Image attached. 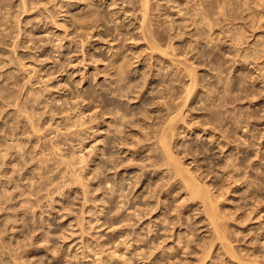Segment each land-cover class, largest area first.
I'll list each match as a JSON object with an SVG mask.
<instances>
[{
	"label": "rangeland",
	"instance_id": "374dc122",
	"mask_svg": "<svg viewBox=\"0 0 264 264\" xmlns=\"http://www.w3.org/2000/svg\"><path fill=\"white\" fill-rule=\"evenodd\" d=\"M83 7L87 9H83ZM80 8L87 13L79 10ZM80 11L84 12V15L80 16L85 18L84 22L77 20L80 19ZM72 15H75V19L72 18ZM119 55L123 58L120 59ZM117 60L126 63V65L124 64L125 70L121 75L123 78H120L121 76L116 73V67L113 64ZM19 86L21 89L18 88ZM20 90L23 92H19L20 95H18ZM110 90L115 92L112 93ZM0 96V150L2 152L7 150V153H2L7 155L6 158L1 157L4 155L0 154L1 163V158L4 159V164L0 163V172H5L2 175L3 178L0 175V192L6 194L0 193V199L3 200L6 196L7 203L14 204L16 201L15 203L18 205L21 198L26 200L23 199V203L19 207L14 204L11 205L12 209L10 207L7 210L0 208V262H2L0 264H5L3 260L7 264H169L168 261H172L171 264L175 262L178 264H264V246L262 245L264 243V237H262L264 236L263 0H146L145 7L142 5V0H0ZM14 98L21 102L17 103ZM6 99L7 101H4ZM2 101L11 103V105H4L5 103L2 104ZM87 101L90 102L87 103ZM14 105L21 107L22 110L20 111L18 107L16 109ZM10 106L16 110L11 109ZM32 106L35 110H32L33 112L30 111ZM94 106L97 112H95ZM99 106L102 111L98 109ZM91 110L95 112L96 117L90 113ZM19 111L30 112L29 115H33L39 120L31 116L26 119L27 113H24V116L20 115ZM79 111H84L85 116H83V120L78 121L76 116L79 117ZM17 114H19V118ZM117 116L121 117L118 118ZM144 116L149 121L143 119ZM28 118L33 120L32 123L34 124L42 123V126L32 124ZM90 118H93L92 121L89 120ZM166 118H171V121L170 119L164 121ZM19 119H25L23 120L25 124L18 121ZM35 121L38 122L35 123ZM125 122L135 123L133 124L135 126ZM147 122L150 125L148 128L155 129L151 134L148 132L150 129L142 131L146 130L147 124L144 123ZM156 122L161 123L160 126H166L164 124L173 126L171 128H173L174 134L169 133V136L165 137L168 140L167 145L172 146H169L167 151L170 148L177 149V153L175 150L171 149V151L173 155L177 154L174 157H178L176 160H179L182 165L178 164L179 161H173L172 157H170L172 160L169 159V161L176 163V165L169 164L168 160H163L161 155L164 150L162 147V150L159 149L161 144L156 142L157 140L160 141L158 138H163L162 135L160 136L161 131L165 129L164 133L167 135L166 131L169 128L164 127L163 129L162 126L161 130ZM124 123L128 126L125 127ZM27 125H34L39 128L33 127V129ZM169 125L167 126L169 127ZM15 126H18L19 129ZM116 126L121 130H117L121 132V136H118L119 133H115V131L113 133ZM27 127L30 128V132ZM135 128L138 130L141 128L140 132ZM31 129L36 131L41 129L40 132L43 133V136L39 137L42 138H38V135L42 133L36 132L35 137L38 138L36 139ZM90 129L94 132H89ZM16 131H20V135ZM141 131L145 132L146 135L149 133L148 137L152 136L151 139L143 135ZM122 132H130V134L135 132V134L132 133L136 136H133L136 139L134 144L143 142L144 136L147 142L144 141L146 142L143 143L145 144L144 147L142 144H140L142 146L138 144L133 149V143L130 142L131 137H122ZM159 132L160 134H158ZM14 134L18 135L14 136ZM29 134L33 135L29 136ZM139 134L140 137H143L137 142L140 138ZM114 135L116 137H113ZM157 135L159 136L157 137ZM12 136L14 138H11ZM28 136L30 142L28 139H23L28 138ZM49 137H56V139L53 141L52 138L51 141ZM108 137H110L109 140ZM112 137L126 138L125 140H129L128 143H132V149L125 147L127 145L130 147V143L126 144L127 141L117 138L119 143L124 142V144L121 145L120 143V148L117 146L118 148L114 150L118 143L114 145L115 143L111 140ZM20 138L21 140H19ZM58 138L60 139L58 140ZM11 139L27 142L18 143L15 141V145H12ZM117 139L114 140L118 141ZM131 140L133 141V139ZM39 141L40 144H38ZM108 141L112 142L111 146L115 148H110ZM148 141L150 146H148ZM54 142L60 145L59 154L50 153V146ZM30 143L34 146H30ZM36 143L39 147H35ZM13 146L20 147V150ZM24 146L28 148H24ZM147 146L150 148H145ZM140 148L145 150H138ZM40 149L48 151L42 152ZM136 149L141 153L133 152ZM148 149L151 151L148 152ZM102 150L109 151V153H104ZM125 150L129 152H123ZM113 151H116V156H113ZM21 152L22 155L25 154L24 156H26H23V159L20 155ZM33 152L35 153L33 154ZM39 153H44V156L49 155V159L56 157L52 155L57 154L62 157L64 154L63 156L67 160L73 161L74 158V162H72L73 164L65 162L69 163L68 165L64 162L63 164L59 163L61 166L55 165L57 163L51 162L49 159L47 162L48 156L44 157ZM81 153L86 160L83 159ZM117 153L124 162L126 158H131L125 162L128 164L125 165L127 167L124 168L123 161L119 159ZM132 153L134 156H131ZM166 153L164 152L165 156H172V153ZM18 154L20 157L17 156ZM79 154L83 159L81 161L80 158L78 159ZM111 154L114 158L117 157L118 162L120 160L119 164L122 163V167L118 168L120 165L117 164L118 166L113 167L116 168L115 171L110 172L111 169L108 168H111L109 165L112 161L105 159ZM11 155H15V157L12 156V159ZM30 155L33 157L31 158ZM39 155L43 157H39L42 160L37 158ZM106 155L107 157L104 159ZM147 155L154 158L149 160ZM10 157L11 159H9ZM90 157H95V159L87 160ZM135 157L136 160H134ZM139 158H142V161ZM43 159L47 165L42 163ZM103 160L106 161L107 165L102 163ZM113 162L112 164H116L117 161ZM232 162H236V164L233 165ZM26 163H28L27 166H25ZM99 163L105 164V166L100 167ZM144 164H148V168ZM65 165L68 168L70 166L75 167L73 169L75 172H72L71 167L68 170H71L72 173L67 174V169L64 172ZM29 166L30 168H28ZM31 166L34 169H31ZM107 166L109 167L106 168ZM128 166L131 168L129 167V169ZM172 166L176 167L177 170ZM178 166H181V169ZM39 168L42 170H39L41 172H38ZM143 168L145 170H142ZM185 168L189 172L192 170L194 173V175L190 173L192 178L196 174H198L196 179L202 178L204 175L201 184L197 183L198 187L206 186L199 187L204 189V194L207 193L206 190L209 192L212 189L215 190L212 192L215 193L216 206L209 200H213V197H209L208 201L206 200L209 193L205 195V198H203L204 194L193 195L192 192H190V197L188 196L189 191L186 192L187 188L185 189V187H188L189 184L183 187L188 181L181 179L189 176V172L187 174ZM19 169L22 172L19 174L20 176L18 175L21 179L17 176ZM151 169L154 170L151 171ZM178 169H184L183 172L186 175L181 171L185 175L183 177ZM26 170L31 172L28 173ZM34 170H37V174H43L38 177L32 172ZM61 170L63 171L61 172ZM100 170L103 172L105 170L104 174L109 175H105L109 178L106 177V180L109 181L104 180V178L103 180L109 182L107 185L111 182V185L114 186H110L111 188L115 187L113 188L114 191L108 188L106 182L100 178V176L105 177ZM132 170L135 173L141 171L140 175L144 174L141 176L142 180L139 173L138 175L132 174ZM175 171L177 172L175 173ZM26 172L27 176H25ZM63 172L65 175L63 174L62 177L60 173ZM112 172H115V175H110ZM150 172L151 174H149ZM209 172L218 174H209ZM11 175L17 177H13L8 183L12 178ZM122 175L126 177L123 178ZM132 175L136 176L133 177ZM28 176L31 177L28 179L26 178ZM32 177L34 178L32 179ZM61 177L63 181L60 179ZM136 177L141 182L136 179L137 182L133 183L136 184L135 186L122 181V179L129 181L133 178L130 182H134ZM243 177L244 179H242ZM39 178L40 180H38ZM118 178H122L121 181ZM235 178L237 180H234ZM188 179L189 177L185 180ZM200 179L198 180L200 181ZM20 180H23L24 186H26V182L28 183L25 187L27 189H23L24 186ZM58 180L61 186L63 185L62 182L64 183L63 187L56 186ZM64 180L70 183L66 184ZM191 180L196 183V180ZM5 181L7 184L3 183ZM155 181L158 182L156 185H154ZM202 182L204 183L202 184ZM18 183L20 186H17ZM50 184H55V188ZM148 184L151 187L147 188ZM47 185H50L48 190L45 188L48 187ZM116 185L125 191L121 188L119 190ZM5 187L9 188L10 191ZM29 187L33 188V191L28 189ZM2 188L6 190L2 191ZM57 188H62L61 192H58L60 189L57 191ZM69 188L70 190H68ZM13 189L19 190L16 191L17 194L13 192L15 191ZM26 190L32 192L31 195ZM34 190L38 192V195L35 194ZM53 190L57 192H52ZM154 190L156 191L155 194ZM120 191H124V193ZM139 192L141 193L138 194ZM150 193L155 195L153 197L151 194L152 199H149L151 198ZM10 194L13 195H11L12 197L20 198H16L17 200L11 198ZM144 194L146 195L143 196ZM7 195L9 196L7 197ZM27 196L32 197L30 199ZM195 196L199 199L194 198ZM145 197H147L146 200L148 199L146 202L151 201L152 204V200L156 201L157 199L154 198H158L156 202L154 201L158 205L146 203ZM123 198H128L127 201H131L127 203L126 199L123 200ZM201 198L203 201H211V206L207 205L206 201L202 204L203 201H199L202 200ZM27 199L30 202L33 200L31 202L33 205ZM161 199L164 202L160 203ZM252 199L253 204H251ZM25 202L29 203L26 204ZM203 205L207 207L213 205L215 207L213 209L219 213L218 219L215 217L216 213L214 216L208 215L218 220L213 219V222L215 221L218 225H223L222 222H225L223 227L220 226L221 229L218 225L216 226L217 232L219 228L223 237L220 234L215 236L216 233L211 235L216 232L213 224L212 227L209 226L211 223L209 219L211 220L213 217L207 218L206 209H203ZM257 205L256 212H254V207ZM13 207L19 209L15 210ZM136 207L139 209L134 211ZM248 207L249 209H247ZM125 208L127 209L125 210ZM160 208H162L161 213ZM9 209L13 215L16 211L17 215H11L8 212ZM213 209L210 210L213 211ZM138 210L141 213H138ZM207 213L211 212L207 211ZM7 214H10V217ZM121 214L122 217H120ZM135 214L141 216L137 217ZM12 217H14V221L15 218L18 222L23 219L24 221L16 222V225H13L15 223H12L14 222ZM156 217H159V220ZM148 218L153 222H147L149 221ZM143 219L145 220L143 221ZM180 222L182 224H179ZM146 223H149L148 228L151 230H147L148 224ZM163 226L167 227L164 228ZM210 228H214L213 232ZM211 236H221L218 238L222 239L213 238L214 241L212 239L210 241ZM163 238L166 239L163 240ZM210 242L214 243L210 245ZM151 244L156 248H151L150 246H153ZM224 245L227 247L231 245L229 247H233L234 250L229 248V251H234L232 253L234 255L230 254ZM220 247L222 248L220 249ZM150 248L154 252L149 250L152 251L150 253L147 250ZM162 248L165 249L159 253ZM223 249L227 252H223ZM205 250H210L207 252L209 255L205 253ZM156 252L158 253L155 254ZM201 252L202 254L205 253V257L202 256ZM153 254L155 255L153 256ZM254 254L256 257H252ZM212 256L215 257L212 259ZM174 258L180 260L173 261ZM194 259L196 261H193ZM97 260L99 261L97 262Z\"/></svg>",
	"mask_w": 264,
	"mask_h": 264
},
{
	"label": "bare ground",
	"instance_id": "6f19581e",
	"mask_svg": "<svg viewBox=\"0 0 264 264\" xmlns=\"http://www.w3.org/2000/svg\"><path fill=\"white\" fill-rule=\"evenodd\" d=\"M256 1H258V0H256ZM263 1H264V0H263ZM145 4H146V0H142V5H143L144 7H145ZM83 9H87V8H84V7H83ZM83 9L80 8L79 10L84 11ZM88 10H89V8H88ZM84 12L87 13L86 11H84ZM84 12H83V13H84ZM73 13L75 14V12H73ZM73 13H72V14H73ZM77 13H78V12H77ZM79 13H80L79 17H80L81 15H84L81 11H80ZM81 13H82V14H81ZM75 15H76V14H75ZM75 15H72V18L75 19V17H74ZM76 16H77V15H76ZM70 17H71V16H70ZM84 17H85V16H84ZM74 19H72V20H74ZM76 19H77V18H76ZM80 19H81V20H80ZM80 19H77V20H78V21H82V20H83L82 22L85 21V20H84L85 18H81V17H80ZM116 56L118 57V54H117ZM119 56H120V55H119ZM120 57H121V56H120ZM122 58H123V57H121L120 59H122ZM114 59H115V58H114ZM117 59H118V58H117ZM115 61H116V60H115ZM119 61H120V60H117V62H114V61H112V62H114L113 64L115 65V66H114V65H113V66L116 67V73L119 74V75L121 76L122 73H123V71L125 70V69H124V66L126 65V63H124V61H120V62H119ZM124 64H125V65H124ZM11 73H13V72H11ZM11 75H12V74H11ZM12 76H14V75H12ZM14 78H15V76H14ZM120 78H123V76H121ZM15 81H16V80H15ZM10 83H12V82H10ZM13 83H14V82H13ZM11 86H13V85H11ZM116 87H117V86H116ZM18 88H20V86H19ZM107 88H108V87H107ZM109 88H110V87H109ZM20 89H21V88H20ZM13 90H16V89L13 88ZM110 91H112V90H110ZM19 92L22 93L23 91H21V90L18 91V95H20ZM114 92H115V91H112V93H114ZM16 93H17V92H16ZM162 93H163V91H162ZM110 94H111V93H110ZM160 94H161V93H160ZM23 95H24V94H23ZM25 95H26V94H25ZM127 95H128V94H127ZM1 96H2V95H1ZM1 96H0V97H1ZM15 96H16V95H15ZM161 96L163 97V95H161ZM13 97H14V96H13ZM17 97L19 98L20 96H17ZM17 97H16V98H17ZM88 97H89V96H88ZM20 98H23V97H20ZM24 98H25V97H24ZM128 98H129V97H128ZM10 99H12V98H10ZM2 100H3V99H2ZM14 100H16V99L14 98ZM4 101H7V99L4 100ZM4 101H2V102H3L2 104L5 103ZM9 101H11V100H9ZM157 101H159V100H157ZM166 101H167V100H166ZM16 102L18 103V102H21V101H18V99H17ZM16 102H14V103H16ZM88 102H90V101H87V103H88ZM164 103H165V102H164ZM6 104L11 105V103H5L4 105H6ZM24 104H25V103H24ZM167 104H168V103H167ZM167 104H166V105H167ZM12 105H13V104H12ZM17 105H18V104H17ZM17 105H14L15 108L18 107ZM99 105H101V104H99ZM3 107H4V106H3ZM10 107H11V106H10ZM15 108H12V107H11V109H15ZM18 108L20 109L21 107H18ZM66 108H67V107H66ZM66 108H65V109H66ZM68 108H69V107H68ZM94 108H95V106H94ZM94 108H93V110H94ZM16 109H17V108H16ZM16 109H15V110H16ZM19 109H18V110H19ZM25 109H27V108H25ZM65 109H63V110H65ZM98 109L101 110V107L99 106ZM166 109L168 110V108H166ZM21 110H22V109H20V111H21ZM27 110H28V109H27ZM32 110H34V109H33V106H32V108H31L30 111H32ZM95 110H96L95 112H97V109H96V108H95ZM20 111H19V112H20ZM34 111H35V110H34ZM84 111H85V109H84ZM84 111H79V112H78V113H79V117L76 116L77 119H78V121H79L80 119L83 120V116H85V114H84L85 112H84ZM98 111H99V110H98ZM101 111H102V110H101ZM32 112H33V111H32ZM83 112H84V113H83ZM93 112H94V111L91 110L90 113H91V114H94V116H95V112H94V113H93ZM114 112H115V111H114ZM8 113H9V112H8ZM15 113H17V112H15ZM20 113H21L20 115H24L25 112H24V113H23V112H20ZM22 113H23V114H22ZM26 113H27V112H26ZM26 113H25V114H26ZM28 113L31 114L30 112H28ZM28 113L26 114V116L24 115V116L26 117V119H27L28 116L33 117V115H29ZM34 113H36V112H34ZM90 113H89V114H90ZM109 113H111V112H109ZM4 114H6V113H4ZM96 114H99V113H96ZM13 115H14V114H13ZM17 115H18V118H19V114H17ZM76 115H77V114H76ZM87 115H88V114H87ZM122 115H124V114H122ZM14 116H16V115H14ZM90 116H91V115H90ZM94 116H93V118H94ZM99 116H101V115H99ZM102 116H103V115H102ZM148 116H149V115H148ZM148 116H146V117L148 118ZM36 117H38V116H36ZM68 117H70V116H68ZM86 117H87V116H86ZM95 117H96V116H95ZM108 117H109V116H108ZM114 117H115V116H114ZM117 117H118V116H117ZM120 117H121V116H120ZM120 117H118V118H120ZM153 117H155V116L153 115ZM21 118H24V117L21 116ZM33 118H34V117H33ZM33 118H32V119H33ZM38 118H39V117H38ZM70 118H71V117H70ZM93 118H92V119H93ZM106 118H107V117H106ZM155 118H157V116H156ZM28 119L30 120V118H28ZM34 119H37V118H34ZM67 119H69V118H67ZM87 119H88V118H87ZM92 119L90 118L89 120L92 121ZM143 119H146L145 116L143 117ZM167 119H170V121H171V118H166V120H164V121H167ZM15 120H17V119H15ZM23 120H25V119H23ZM23 120L19 119L18 121H22V123H24ZM37 120H39V119H37ZM119 120H120V119H119ZM12 121H14V120H12ZM26 121H27V120H26ZM30 121H31V123H32L33 120H30ZM30 121H28V122L30 123ZM72 121H73V120H72ZM74 121H77V120H74ZM113 121H115V120L113 119ZM116 121H118V120H116ZM124 121H129V120H124ZM146 121H149V120L146 119ZM168 121H169V120H168ZM33 122H34V121H33ZM37 122H38V121H37ZM37 122L35 121V123H37ZM100 122H101V121H100ZM102 122H103V120H102ZM104 122H105V121H104ZM121 122H122V121H121ZM121 122H120V123H121ZM22 123H21V124H22ZM125 123H126V122H125ZM125 123L123 124L125 127L128 126V125L126 126V124H129V125L132 124V126H135V125H133V124H135V123H130V122H129V123H126V124H125ZM156 123H158V122H156ZM166 123H171V122H166ZM12 124H15V123H12ZM24 124H25V123H24ZM27 124H28V123H27ZM32 124H34V123H32ZM38 124H39V123L34 124V125H38ZM69 124H70V123H69ZM75 124H76V123H75ZM103 124H104V123H103ZM144 124H147V127L143 125V127H146V130H142V131H147L148 129H150V130H148V132H149L150 134H151V132H152V133L154 132L155 129L152 130V128H148V127H150V125L148 124V122H147V123H144ZM160 124H161V123H158L157 126H160ZM17 125H19V123H17ZM22 125H23V124H22ZM34 125H33V126H31V125H27V126H30L31 128H33V127L39 128V127L34 126ZM39 125L42 126V123L39 124ZM67 125H68V124H67ZM70 125H71V124H70ZM148 125H149V126H148ZM152 125H153V124H152ZM164 125H166V126L161 125L159 128H161V130H162V126H163V129H164V127H166V129L169 128V129H167V131H169V130H171V131H169V132L166 131V133H168V134L166 135V134L164 133V132H165V129H164V131H161V130H160V131L162 132V134H160V132H159L158 134H160V136L162 135L164 139H163V138H158V139H160V141L157 140L156 143H160V144L162 145V146L160 145V148H159V149H161V147L163 148V150H164V151H162L163 154H164V152H165V153H166V152H169L168 154H170V153H172L171 149L173 150V148H170V150L167 151V150H168V147H169L170 145H167L168 140L165 139V137H166V136H169V133L174 134V133H173L174 131H172L173 128H171V127H173V126H172V125L170 126L169 124H164ZM167 125H169V127H168ZM9 126H10V125H9ZM24 126H25V125H24ZM24 126H22V127H24ZM92 126H93V124H92ZM94 126H95V124H94ZM132 126H129V127H132ZM139 126H140V125H139ZM141 126H142V125H141ZM15 127H17V128L19 129L18 126H15ZM129 127H128V129H129ZM151 127H153V126H151ZM17 128H15V130H17ZM28 128H29V127H27V129H28ZM41 128H42V127H41ZM133 128H134V127H133ZM133 128H131V129H133ZM141 128H142V127H141ZM141 128H140V130H141ZM27 129H26V131H27ZM33 129H34V128H33ZM33 129H31V131L34 133V137L36 136V135H35L36 132H39L40 134L42 133V132H40V131H42L41 129H39L38 131L33 130ZM118 129H119V128L116 126V128L113 130V133H114V131H115V133H116V132L119 133L118 136H121V135H120L121 132H119V131H121V130L119 129V131H117ZM135 129H137V128H135ZM135 129H134V130H135ZM29 130H30V128L28 129V131H29ZM137 130H138V129H137ZM140 130H138V131L140 132ZM151 130H152V131H151ZM158 130H159V129H158ZM158 130H157V131H158ZM176 130H177V128H176ZM182 130H184V129H182ZM11 131H13V130H11ZM34 131H35V132H34ZM44 131H45V130H44ZM125 131H127V130H125ZM128 131H130V130H128ZM142 131H141V133H143V135H146V133H145V132H142ZM16 132H17V131H16ZM19 132H20V131H18L17 133L19 134ZM23 132H24V131H23ZM29 132H30V131H29ZM89 132H94V131L90 129ZM130 132H131V131H130ZM130 132H125V133L122 132V137H127V138H129L128 136H130V137H131V138H130V142L133 143V142L136 140V139L133 138V136H134L133 134H135V132H132V133H133V134L131 133L132 135L130 134ZM179 132H180V131H179ZM182 132H183V131H182ZM12 133H13V132H12ZM27 133H28V132H27ZM44 133H46V132H44ZM126 133H128V135H126ZM149 133H147L146 137H148V135H150ZM176 133H177V131H176ZM18 134H17V135H18ZM129 134H130V135H129ZM136 134H137V133H136ZM17 135L14 134V136H17ZM19 135H20V134H19ZM32 135H33V134H29V136H32ZM111 135H112V134H111ZM125 135H126V136H125ZM164 135H165V136H164ZM177 135H178V133H177ZM179 135H180V134H179ZM14 136H12L11 138H14ZM29 136H28V138H23V139H25V140L28 139V140H29L28 142H30ZM39 136H43V133H42L41 135H38V138H42V137H39ZM116 136H117V134H116ZM116 136L114 135L113 137H116ZM138 136L140 137V134H139ZM153 136H154V135H153ZM158 136H159V135H157V137H158ZM180 136H181V135H180ZM18 137H20V136H18ZM21 137H22V134H21ZM23 137H24V136H23ZM50 137H51V136H50ZM50 137H49V138H50ZM113 137H112V138H113ZM122 137H121V138H120V137H117V138L120 139V140L123 139V141H125V142L127 141L126 144H129V143H130V142L128 143L129 140H125L126 138H122ZM134 137H136V136H134ZM142 137H143V136H141V137L138 139L137 142H139V140H141ZM144 137H145V136H144ZM144 137L142 138V139H143V140H142L143 142H140V143H137V144H134V143L132 144V143H130V144H129L130 147H128V145H127V146L123 145V147L125 146V147H127V148H131L132 145H133L134 147H132V148L134 149V148L137 147L136 145H138V144H139V145L142 144L143 147H144L145 144H143V143H146V142H147V141L145 140ZM151 137H152V136H149L148 138L151 139ZM175 137H176V135H175ZM16 138H17V137H16ZM35 138H36V137H35ZM35 138H34V140H35ZM38 138H36V139H38ZM52 138H53V141L56 139V137H52ZM52 138H50L49 140H51ZM117 138H113V139H111V140H113L112 142L115 143V144L113 143L114 145H116L117 143L119 144V145L117 144V145L115 146L116 148H115V147H112V146H111V145H112V142L108 141V142H110V146H111L110 148H115L114 150H116V149L120 146V143H121V142L119 143V140H118ZM167 138H168V137H167ZM181 138H182V137H181ZM44 139H45V138H44ZM59 139H60V138H58V140H59ZM109 139H110V137H108V140H109ZM114 139H117L118 141H116V140H114ZM131 139H133V141H132ZM175 139H176V138H175ZM11 140L13 141V139H11ZM19 140H21V138H20ZM19 140H14L13 143H11V144H12V145H13V144L15 145L14 142H15V141L18 142ZM25 140H24V141H25ZM39 140H41V139H39ZM45 140H46V139H45ZM106 140H107V139H106ZM106 140H105V141H106ZM147 140H148V139H147ZM164 140H167V141H164ZM24 141H22V142H24ZM36 141H38V140H36ZM51 141H52V140H51ZM144 141H146V142H144ZM149 141H150V140H149ZM149 141H148V146H150L149 143L151 142V141H150V142H149ZM158 141H159V142H158ZM182 141H183V140H182ZM22 142H18V143H22ZM25 142H27V141H25ZM41 142H42V141H41ZM165 142H166V143H165ZM18 143H17V144H18ZM31 143L34 144V142H31ZM31 143H30L29 145H30V146H34V145H32ZM37 143H38V142H37ZM37 143H36V146H35V147H37V146L39 147V145H37ZM102 143H103V142H102ZM135 143H136V142H135ZM174 143H176V142H174ZM180 143H182V142H180ZM27 144H28V143H27ZM38 144H40V141H39ZM50 144H51V143H50ZM122 144H124V142L121 143V145H122ZM131 144H132V145H131ZM177 144H178V143H177ZM12 145H11V147H12ZM21 145H22V144H21ZM25 145H26V144H25ZM42 145H44V144L42 143ZM102 145H104V144H102ZM142 145H140V146H142ZM158 145H159V144H158ZM172 145H174V144H172ZM186 145H187V144H186ZM30 146H29V147H30ZM59 146H60V145H58L56 142H54L53 144H51V146H50V153H52V154H54V153H58V154H59V153H60V152H59V149H60ZM106 146H107V145H106ZM117 146H118V147H117ZM148 146L145 147V148H150V147H148ZM174 146H175V145H174ZM176 146H177V145H176ZM191 146H192V145H191ZM5 147H6V146H5ZM13 147H15V146H13ZM17 147H18V146H17ZM17 147H15V148H16L17 150H20V149H19L20 147H19V148H17ZM25 147H26V146H24V148H25ZM40 147H42V146H40ZM61 147H62V146H61ZM108 147H109V146H108ZM125 147H124V148H125ZM138 147H139V146H138ZM170 147H172V146H170ZM186 147H188V145H187ZM9 148H10V147H9ZM9 148H8V149H9ZM15 148H14V149H15ZM26 148H28V147H26ZM44 148H45V147H44ZM102 148H104V147H102ZM119 148H120V147H119ZM132 148H131V149H132ZM141 148H142V147H141ZM141 148L138 149V150H141ZM2 149H4V148H2ZM41 149H42V148H41ZM41 149H40V150H41ZM125 149H126V148H125ZM151 149H152V148H151ZM179 149H180V148H179ZM184 149L186 150V148H184ZM4 150H6V149H4ZM4 150H3V151H4ZM9 150H10V149H9ZM23 150H24V149H23ZM28 150H29V149H28ZM35 150H36V149H35ZM37 150H38V149H37ZM60 150H61V149H60ZM107 150L110 151V149H107ZM118 150H119V149H118ZM128 150H130V149H128ZM138 150L136 149V150H134L133 152L136 153V151H137V152L141 153V152L138 151ZM142 150L144 151L145 149H142ZM142 150H141V151H142ZM161 150H162V149H161ZM174 150H175V149H174ZM174 150H173V151H174ZM176 150H177V149H176ZM176 150H175V153H177ZM185 150H184V151H185ZM0 151H1V150H0ZM13 151H14V150H13ZM24 151H25V150H24ZM24 151H23V152H24ZM41 151H42V150H41ZM44 151H48V150H43L42 152H44ZM80 151H81V149H80ZM102 151H103L104 153H107V152L109 153V151H106V150H102ZM126 151H127V150H125V151H123V152H126ZM150 151H151V150H150ZM150 151H149V149H148V152H150ZM11 152H12V150H11ZM14 152H15V151H14ZM17 152H18V151H17ZM27 152H28V151H27ZM38 152H39V151H38ZM113 152H114V151H113ZM120 152H121V149H120ZM123 152H122V153H123ZM127 152H129V151H127ZM145 152H147V151H145ZM148 152H147L146 154H148ZM2 153H7V150H6V152H5V151H4V152H2V151L0 152L1 155H4V156H1V157L6 158L7 155L2 154ZM15 153H16V152H15ZM34 153H35V152H33V154H34ZM139 153H138V154H139ZM178 153H181V152L178 151ZM184 153H186V152H184ZM12 154H14V153H12ZM23 154H24V153H23ZM39 154H41V153H39ZM52 154H51V155H52ZM61 154H63V153H61ZM81 154H82V153H81ZM81 154H79L78 159L80 158V161L83 160V159L86 160V159H85V156H84L83 154H82L83 159H82V157H80ZM115 154H116V151L114 152V155H113V156H116ZM117 154H118L117 156L119 157V153H117ZM129 154H130V153H129ZM132 154H133V155H131V156H134V153H132ZM163 154L161 155V156H163V157H162L163 160H168L169 164L176 165V163H174V162H173V163H170V162H171V161H169V159H171L170 157H172L173 161L175 160V162L179 161V160H176V159H178V157H177V158L174 157V156H176L177 154L173 155V153H172V156H165V154H164V155H163ZM166 154H167V153H166ZM188 154H190V153H188ZM195 154H196V153H195ZM15 155H16V154H15ZM15 155H11V157H12V156L15 157ZM20 155H22V152H21ZM24 155H25V154H24ZM24 155L21 156L22 159H23V156H24ZM36 155H37V154H36ZM41 155L44 156V153L41 154ZM41 155H39L37 158L42 157ZM63 155H64V154H63ZM63 155H62V157H60L61 155L58 156L57 154H56V155H52V156H56V157H51V159H49V157H50L49 155H45V156H46V157L48 156V158H47V162H48V159H49V161H51V162L53 161L54 163H57V164H55V165H58L59 163H60V164H63V162H64V163H65V162H69V163L74 162V158H73V161L70 160V159H68V160L71 161V162H70V161H68V160L66 159V157L63 156ZM94 155H95V154H94ZM107 155H108V154H107ZM107 155L104 157V159L107 157ZM109 155H110V154H109ZM120 155H121V153H120ZM122 155H123V154H122ZM127 155H128V154H127ZM127 155H125V156H127ZM139 155H140V154H139ZM9 156H10V153H9ZM17 156L20 157L19 154H18ZM27 156H28V155H27ZM45 156H44V157H45ZM95 156H96V155H95ZM111 156H112V154H111ZM111 156H108L105 160H106V161L109 160L110 162H111V161H112V162H113V161H114V162H116V161L118 162V159H116L117 157L114 158V157L112 156V158H113V159H112ZM135 156H136V155H135ZM147 156H148V159H149V160H151V158H154V157H149V155H147ZM150 156H151V153H150ZM179 156H180V155H179ZM200 156H202V155H200ZM11 157H10L9 159H11ZM13 157H12V159H13ZM24 157H26V156H24ZM30 157H31V155H30ZM32 157H33V156H32ZM32 157H31V158H32ZM34 157H35V155H34ZM59 157H60V158H59ZM136 157H137V156H136ZM136 157H135V159H134V158H132V159L136 160ZM140 157H141V156H140ZM164 157H165V159H164ZM167 157H168V158H167ZM173 157H174V158H173ZM3 158H1V159H2V163H3V160H4ZM7 158H8V157H7ZM21 158H20V159H21ZM31 158H30V159H31ZM37 158H36V159H37ZM42 158H43V157H42ZM71 158H72V157H71ZM123 158H124V157H123ZM125 158H126V157H125ZM142 158H144V157H142ZM142 158H139V160L141 159V161H142ZM18 159H19V158H18ZM39 159H41V158H39ZM39 159H38V162H40ZM44 159L46 160V158H44ZM44 159H43V161H42L43 164L46 163V161H45ZM78 159H75V160H78ZM91 159H95V157H94V158L90 157V158L87 159V160H91ZM119 159H120V157H119ZM130 159H131V158H130ZM130 159H129V158H128V159L126 158V160H130ZM172 159H171V160H172ZM5 160H6V159H5ZM16 160H17V159H16ZM24 160H25V159H24ZM41 160H42V159H41ZM105 160H103V162H102V161H100V162L105 163V162H106ZM115 160H116V161H115ZM120 160L123 161L122 158H121ZM120 160H119V162H120ZM126 160H125V162H126ZM137 160H138V159H137ZM145 160H147V159H145ZM194 160H195V158H194ZM196 160H197V158H196ZM10 161H11V160H10ZM22 161H23V160H22ZM29 161H30V160H29ZM34 161H36V160H34ZM34 161H33V162H34ZM44 161H45V162H44ZM122 161H121V162H122ZM227 161H228V160H227ZM5 162H6V161H5ZM25 162H26V160H25ZM25 162H23V163H25ZM31 162H32V161H31ZM36 162H37V161H36ZM36 162H35V164H37ZM112 162H111V165H109L111 168H108L109 166L106 167V168H108V169H111L110 172H111L112 170L115 171L116 168L114 169L113 167H115L117 164L120 165V166L117 165L118 168H119V167H122V166H121L122 163L124 164V165H123L124 168L127 167V166H125V165H128V164H125L124 161H123L121 164H119V162H118V163L116 162V164H112ZM114 162H113V163H114ZM179 162H180V161H179ZM179 162H178V164L182 165L181 162H180V163H179ZM0 163H1V162H0ZM2 163H1V164H2ZM9 163H10V162H9ZM23 163H21V164H23ZM69 163H65V164L68 165ZM108 163H109V162H108ZM3 164H4V163H3ZM7 164H8V163H7ZM7 164H6V165H7ZM27 164H28V163H26L25 166H27ZM38 164H40V163H38ZM60 164H59V165H60ZM72 164H73V163H72ZM72 164H71V165H72ZM105 164L107 165V163H105ZM105 164L102 165V164L99 163L100 167H101V166L104 167ZM153 164H155V163L153 162ZM156 164H157V163H156ZM202 164H203V163H202ZM231 164L234 165V164H236V162H235V163L232 162ZM23 165H24V164H23ZM29 165H30V164H29ZM40 165H42V164H40ZM40 165H39V167H41ZM44 165H45V164H44ZM46 165H47V163H46ZM144 165L146 166V168H148V167H147L148 164H147V165L144 164ZM151 165H152V164H151ZM222 165L225 166L226 164H222ZM222 165H221V166H222ZM60 166H61V165H60ZM69 166H70V165H69ZM148 166H149V165H148ZM203 166H204V165H203ZM4 167H6V166H4ZM21 167H22V166H21ZM31 167H32V166H31ZM52 167H53V166H52ZM55 167H58V166H55ZM55 167H54V168H55ZM62 167H64V166H62ZM65 167H66V168H64L65 170L63 169L64 172L66 171V169L68 170L71 166L68 168V166L65 165ZM129 167L131 168V166H128V168H129ZM180 167H181V166H178L179 169H181ZM182 167H183V166H182ZM197 167H199V166H197ZM227 167H228V166H227ZM230 167H231V165L229 166V168H230ZM236 167H237V166H236ZM7 168H8V166H7ZM28 168H30V166H29ZM37 168H38V167H37ZM44 168H45V167H44ZM106 168H104V169H106ZM130 168H129V169H130ZM172 168H176V167L172 166ZM200 168H202V167H200ZM233 168H234V166H233ZM24 169H25V168H24ZM31 169H34V168L32 167ZM35 169H36V168H35ZM41 169H43V167H41ZM41 169L39 168V169H38V172H41V171H42ZM51 169H52V168H51ZM56 169H57V168H56ZM56 169H53V170H56ZM73 169H75V167L73 168V166H72V167H71L72 172L74 171ZM101 169H103V168H101ZM120 169H121V168H120ZM132 169H135V168H132ZM138 169H139V168H138ZM179 169H178V170H179ZM185 169H186V168H185ZM191 169H192V168H191ZM19 170H20V169H19ZM19 170H18V171H19ZM22 170H23V169H22ZM28 170H30V169H28ZM28 170H26V171L28 172ZM39 170H41V171H39ZM44 170H45V169H44ZM63 170H61V172H62ZM71 170H70V171H71ZM121 170H122V169H121ZM121 170H120V171H121ZM124 170H125V169H124ZM139 170H140V169H139ZM139 170H137V171H139ZM142 170H145V169L143 168ZM146 170L148 171L149 169H146ZM153 170H154V169H151V171H153ZM175 170H177V168H176ZM198 170H199V169H198ZM230 170H232V169H230ZM18 171H17V172H18ZM24 171H25V170H24ZM36 171H37V170H34V171H32V172L35 173V174H37L38 172H36ZM68 171H69V170H68ZM68 171H66L67 174H68V173H72V172H70V171L68 172ZM100 171H101V174H102V173H103V174L105 173V170H104V172H103L102 170H100ZM108 171H109V170H108ZM108 171H107V172H108ZM116 171H117V170H116ZM147 171H146V172H147ZM149 171H150V170H149ZM181 171H182V173H185V172H183L184 169L179 170L180 173H181ZM186 171H187V174H188L189 170L186 169ZM228 171H229V170H228ZM235 171L238 172V170H235ZM1 172H2V171H1ZM1 172H0V173H1ZM27 172H26V175H25V176H27ZM30 172H31V171H29L28 173H30ZM64 172H63V173H60V175H62V177L65 175ZM74 172H75V171H74ZM124 172H125V171H124ZM124 172H122V173H124ZM131 172H133L132 174L135 173L134 170H132ZM140 172H141V171H140ZM140 172H137V173H135V174L138 175V173H139V177L141 178V176H143L144 174H143V175H140ZM176 172H177V171H175V173H176ZM179 172H178V173H179ZM198 172H199V171H198ZM203 172H204V171H203ZM3 173H5V172H2V174H0V175H1V176L4 175ZM6 173H7V172H6ZM20 173H22L21 170L17 173V176H18ZM114 173H115V172H114ZM114 173L112 172V174H110V175H115ZM119 173H120V172H119ZM143 173H145V172H143ZM152 173H153V172H152ZM182 173H181V174H182ZM190 173L194 175V173H192V170L189 172V176H188V175L185 176L186 173H185V175L182 174V176H183V175L185 176V179L189 177L188 180H185L184 178H181V179H183L184 181H188V182H186V185H183V187H184V186H187V184L190 185V186L188 185V187H185V189H186V188L189 189V190H187V189L185 190L186 192L189 191V192H188L189 195H188V193L186 194V192H185V194L188 195L189 197H190V195H191L190 192H192L193 195H194V194H198V195H199V194H202V195H203V194H204V191H203L204 189L202 190L201 188L206 187V186H205V185H203V186H199V187H201V188H199L197 183H200V184H201V181H202V178H203L204 175H202V178L200 177L201 179L198 178V179H200V181H199L198 179H196V178H197L196 175H198V174H196L195 177L192 178V175H191ZM199 173H201V172H199ZM210 173H211V172H209V174H210ZM215 173H216V172H215ZM215 173H211V174H215ZM227 173H228V172H227ZM23 174H24V173H23ZM23 174H22V175H23ZM31 174H32V173H31ZM41 174H43V173H39V174H37V176L39 177V175H41ZM58 174H59V173H58ZM63 174H64V175H63ZM103 174H102V175H103ZM117 174H118V173H117ZM124 174H125V173H124ZM126 174H127V173H126ZM128 174L130 175V173H128ZM147 174H148V173H147ZM149 174H151V172H150ZM206 174H207V173H206ZM216 174H218V173H216ZM222 174H224V173H222ZM7 175H8V174H7ZM22 175H21V177L24 178V176H22ZM105 175H108V174L106 173V174H104V176H105ZM190 175H191V176H190ZM11 176H12V175H11ZM17 176H12V178H10V181H8V183L11 182V179H13V177L16 178ZM19 176H20V175H19ZM19 176H18V178L21 179ZM108 176H109V175H108ZM132 176H133V175H132ZM135 176H136V175H134L133 177H135ZM147 176H148V175H147ZM184 176H183V177H184ZM5 177H7V176H5ZM30 177H31V176H30ZM30 177L28 176V177H26V178L29 179ZM34 177L36 178V176H34ZM34 177H32V179H33ZM62 177L60 178L61 180H62ZM106 177H107V176H105V177H103V176L101 177V176H100V178H101L102 180H103V178H104V180H106ZM113 177H114V176H113ZM113 177H111V178H113ZM117 177H119V176H117ZM122 177H123V175H122ZM125 177H126V176H125ZM125 177H123V178H125ZM129 177H130V176H129ZM145 177H146V176H145ZM148 177H149V176H148ZM213 177H214V176H213ZM216 177H217V176H216ZM228 177H229V176H228ZM1 178H3V176H2ZM100 178H98V180H99ZM107 178H108V177H107ZM206 178H207V177H206ZM238 178H239V177H238ZM246 178H247V177H246ZM32 179H31V180H32ZM69 179H70V178H69ZM69 179H68V180H69ZM101 179H100V180H101ZM108 179H109V178H108ZM114 179H115V178H114ZM118 179H119V178H118ZM121 179H122V178H120L119 180L121 181ZM136 179H137V177L134 178V180H136ZM147 179H148V178H147ZM191 179L196 180V181H195L196 183L192 182ZM213 179H215V178H213ZM218 179H219V177H218ZM242 179H244V177H243ZM3 180H4V179H3ZM7 180H9V179H7ZM38 180H40V178H39ZM38 180H37V181H38ZM104 180H103V182L109 181V180H106V181H104ZM115 180H116V179H115ZM123 180L126 181L128 184L130 183V185H134V186H135L136 184H133V183L137 182V180L140 181V179H137V180L134 181V182H130V180H133V178L130 179L129 181H128V179H127V180H126V179H122V181H123ZM141 180H142V178H141ZM208 180H209V179H208ZM210 180H211V179H210ZM234 180H237V179L235 178ZM12 181H13V180H12ZM20 181H21V183H22L23 180H20ZM62 181H63V180H62ZM62 181H61V182H62ZM65 181H66V180H64V182H65ZM69 181H70V180H69ZM69 181H66L65 183L68 184V183H70ZM110 181H111V180H110ZM113 181H114V180H113ZM113 181H112V182H113ZM181 181H182V180H181ZM197 181H199V182H197ZM203 181H204V180H203ZM213 181H214V180H213ZM243 181H244V180H243ZM28 182H30V181H28ZM31 182L33 183V181H31ZM55 182H57V181H55ZM97 182H98V181H97ZM100 182H101V181H100ZM103 182H102V183H103ZM117 182H118V181H117ZM140 182H141V181H140ZM204 182H207V181L205 180ZM204 182H202V184H203ZM210 182H211V181H210ZM216 182H217V181H216ZM225 182H226V181H225ZM227 182H228V181H227ZM227 182H226V183H227ZM244 182H245V181H244ZM259 182H260V181H259ZM3 183H4V184H7L6 181L3 182ZM3 183H2V184H3ZM24 183H25V182H24ZM50 183H51V182H50ZM108 183H109V182H106V183H105L107 187L109 186L108 188H111V186H114V185H111V182H110L109 185H107ZM124 183H125V182H124ZM154 183H155L154 185H156V183H158V182L155 181ZM175 183H176V182H175ZM183 183L185 184V182H183ZM27 184H28V183L26 182L25 185L27 186ZM30 184H31V183H30ZM60 184H61V183H60ZM60 184H59V180H58V182L56 183V186H58V185H60ZM62 184L64 185L63 182H62ZM66 184H65V185H66ZM99 184H100V183H99ZM103 184H104V183H103ZM113 184H115V183H113ZM116 184H118V183H116ZM122 184H123V183H122ZM137 184H138V183H137ZM178 184H179V183H178ZM205 184H206V183H205ZM207 184H209V183H207ZM8 185H9V184H8ZM8 185H6V186L10 188V186H8ZM22 185H23V183H22ZM22 185H21V186H22ZM33 185H37V184H33ZM50 185H51V184H50ZM50 185H47L48 187H45V188H47V190H48L49 187H50ZM54 185H55V184H53V185H51V186H54ZM63 185H62V186L60 185V186L63 187ZM110 185H111V186H110ZM123 185H125V184H123ZM130 185H129V186H130ZM150 185H151V184H150ZM175 185H176V184H175ZM240 185H241V184H240ZM243 185H245V184H243ZM243 185H242V186H243ZM1 186H2V185H1ZM17 186H20L19 183H18ZM23 186H24V185H23ZM26 186H24L23 189H27V188H25ZM102 186H103V185H102ZM134 186H133V187H134ZM212 186H213V185H212ZM238 186H239V185H238ZM2 187H3V186H2ZM31 187H32V186H31ZM31 187H29L28 189L32 190L33 188L31 189ZM39 187H40V185H39ZM118 187H119V186L116 185V188H118ZM130 187H131V186H130ZM144 187H145V186H144ZM144 187H143V188H144ZM149 187H151V186H149V184H148V187H147V188H149ZM155 187H156V186H155ZM173 187L176 188L174 185H173ZM179 187H180V186H179ZM189 187H190V188H189ZM236 187H237V186H236ZM240 187H241V186H240ZM250 187H251V186H250ZM5 188H6V187H5ZM9 188H8V189H9ZM16 188H17V187H16ZM18 188H19V187H18ZM37 188H38V187H37ZM54 188H55V186H54ZM113 188H115V187H113ZM113 188H111L112 191H114ZM120 188L122 189V187H120ZM120 188H118V189L120 190ZM128 188H129V187H128ZM131 188H132V187H131ZM153 188H154V186H153ZM214 188H217V187H214ZM6 189H7V188H6ZM6 189L2 188L1 190H2V191H5ZM8 189H7V190H8ZM19 189H21V187H20ZM38 189H39V188H38ZM51 189H52V188H51ZM59 189H60V191H58ZM97 189H98V188H97ZM154 189H155V188H154ZM172 189H173V188H172ZM172 189H171V190H172ZM205 189H206V188H205ZM207 189H209V188L207 187ZM210 189H212L211 186H210ZM237 189H238V188H237ZM237 189H236V190H237ZM13 190H15V189H13ZM56 190H57L58 192H61L62 188H57ZM68 190H70V188H69ZM84 190H85V189H84ZM84 190H83V192H84ZM105 190H106V188H105ZM116 190H117V189H116ZM122 190H124V189H122ZM132 190H133V188H132ZM132 190H131V191H132ZM148 190H149V189H147V191H148ZM152 190H153V189H152ZM173 190H174V189H173ZM212 190H214V189H212ZM212 190H211L210 192H212ZM251 190H252V189H251ZM9 191H10V189H9ZM11 191H12V190H11ZM16 191H19V190H15V191H13V192H15V193L17 194ZM23 191L25 192V190H23ZM27 191H29V190H26V192H27ZM32 191H33V190H32ZM54 191H55V190H53L52 192H54ZM57 191H55V192H57ZM88 191H89V190H88ZM112 191H108V192H112ZM124 191H125V190H124ZM124 191H123V192L120 191V192H121V193H124ZM144 191H145V189H144ZM144 191H142V192H144ZM149 191L151 192V190H149ZM154 191H155V190H154ZM154 191H153V192H154ZM160 191L163 192L164 190H160ZM165 191L167 192V190H165ZM214 191H215V190H214ZM217 191H220V190H217ZM234 191H235V189H234ZM34 192H36V190H34ZM47 192H48V191H47ZM62 192H64V191H62ZM153 192H152V193H153ZM166 192H165V193H166ZM170 192H171V191H170ZM206 192H207L206 194L209 193V195H207L208 197L206 198V200L209 199V197H211V198L213 197V200H212V199H209V200H211V201H212V204L215 205V204H216V201H217L216 199H214V194H215V193L212 192V193H213V196H212V193L210 194V192L207 191V190H206ZM0 193H2V192H0ZM6 193H8V192H6ZM9 193H12V192H9ZM9 193H8V194H9ZM20 193L22 194L23 192H20ZM20 193H18V194H20ZM31 193H32V192H31ZM31 193H30V191H29V194H30V195H31ZM81 193H82V192H81ZM140 193H141V192H139L138 194H140ZM152 193H150V196H151ZM155 193H156V191L154 192V194H155ZM158 193H159V192H158ZM158 193H157V194H158ZM171 193H172V192H171ZM2 194H3V195H6V194H4V193H2ZM29 194H28V195H29ZM35 194L38 195V192H36ZM167 194H169V193L167 192ZM167 194H165V195L167 196ZM206 194L203 195V198H205V195H206ZM217 194H218V193H217ZM3 195H1V196H3ZM11 195H12V194H10V196H11ZM82 195H83V194H82ZM84 195H86V194H84ZM114 195H115V194H114ZM114 195H113V196H114ZM122 195H124V194H122ZM125 195H127V194H125ZM145 195H146V194H144L143 196H145ZM152 195H153V194H152ZM193 195H192V196H193ZM8 196H9V195H7V197H8ZM12 196H13V195H12ZM12 196H11V198H15V196H14V197H12ZM32 196H33V195H32ZM32 196H31V197H32ZM34 196H35V195H34ZM118 196H120V195H118ZM148 196H149V195H148ZM150 196H149V197H150ZM154 196H155V195H153V197H154ZM158 196H159V195H158ZM5 197H6V196H5ZM5 197H4V199L2 198L3 200L0 199V208H1V209H5V208H6V210H7V209L10 207V209H12V206H13L14 204H16V203H15L16 201L13 200V201H15L14 204H12V203H7L8 200L5 199ZM27 197H29V198L31 199L30 196H27ZM27 197H26V198H27ZM35 197H36V196H35ZM84 197L86 198V196H84ZM84 197H83V198H84ZM97 197H98V196H97ZM105 197H106V196H105ZM114 197H116V196H114ZM153 197L151 196V198H149V199H152ZM156 197H157V196H156ZM256 197H258V196H256ZM16 198H20V197H16ZM16 198H15V199H16ZM87 198H88V197H87ZM94 198H96V197H94ZM94 198H93V200H94ZM137 198H138V195H137ZM146 198H147V197H145V199L143 198L145 202L148 200V199L146 200ZM194 198H198V197L195 196ZM203 198H201L202 200H199V201H203ZM9 199H10V198H9ZM23 199H24V198H23ZM23 199L21 198L20 204L23 203V202H22ZM119 199H121V198H119ZM124 199H126V201L128 200V198H123V200H124ZM143 199H142V201H143ZM154 199H157V200H158V198H154ZM159 199H160V198H159ZM198 199H199V198H198ZM258 199H261V198H258ZM258 199H256V200H258ZM16 200H17V199H16ZM19 200H20V199H19ZM19 200H18V201H19ZM24 200H25V199H24ZM27 200L29 201V199H27ZM96 200H97V199H96ZM123 200H122V201H123ZM157 200H156V201H157ZM162 200H163V199L160 200V203H161V202H164V201H162ZM204 200H205V199H204ZM206 200H205V201H206ZM25 201H26V200H25ZM130 201H131V200L127 201V203L130 202ZM132 201H133V200H132ZM142 201H141V202H142ZM154 201H155V200H154ZM154 201L152 200L153 204L158 205V203H154ZM156 201H155V202H156ZM205 201H203L202 204L205 203ZM207 201H208V200H207ZM207 201H206V202H207ZM211 201L207 202V205H210V206H211V204H210ZM252 201H253V199L251 200V204H253ZM261 201H262V200H261ZM9 202H12V201L9 200ZM29 202H30V201H29ZM29 202H25V203L28 204ZM31 202H33V200H32ZM31 202H30V203H31ZM103 202H104V201H103ZM148 202L150 203L151 201H148ZM148 202H146V203H148ZM158 202H159V201H158ZM214 202H215V203H214ZM255 202H258V201H255ZM259 202H260V201H259ZM35 203H36V202H35ZM123 203L125 204V202H123ZM160 203H159V204H160ZM239 203H240V202H239ZM20 204H19V205H20ZM31 204L33 205V203H31ZM31 204H30V205H31ZM150 204L153 205L152 203H150ZM163 204H164V203H163ZM256 204H258V203H256ZM261 204H262V203H261ZM11 205H12V206H11ZM16 205H18V204H16ZM16 205H15V206H16ZM19 205H18V207H19ZM213 205H212V207H210V206L207 207L206 205H203V206H204L203 209H204V210L206 209V210H205V211H206V212H205V215L208 216L209 214H211V215L214 216L215 213H216V216H215V217L218 219L219 217H217V216H219V215H218L219 213H217V211H216L215 209H213V208H215ZM223 205H224V204H223ZM34 206H35V205H34ZM147 206H148V205H147ZM149 206H150V205H149ZM163 206H164V205H163ZM215 206H216V205H215ZM238 206H240V205H238ZM259 206H262V205H259ZM32 207H33V206H32ZM153 207H155V206H153ZM161 207H162V206H161ZM198 207H199V206H198ZM217 207H218V205H217ZM217 207H216V208H217ZM256 207H258V205L254 207V208H255V211H254V212H256ZM21 208L23 209V207H21ZM133 208H135V207H133ZM137 208L139 209V207H136V209H134V211H136ZM141 208H143V207H141ZM150 208H151V207H150ZM150 208H148V209H150ZM163 208H164V207H163ZM184 208H185V207H184ZM209 208H210V209H213V211H216V212H213V211L210 210ZM261 208H262V207H261ZM10 209L8 210V212L10 211ZM13 209H15V208L13 207ZM16 209H19V208H16ZM16 209H15V210H16ZM126 209H127V208H125V210H126ZM145 209H147V208L145 207ZM153 209H154V208H153ZM160 209H161V210H160V213H161L162 208H160ZM247 209H249V207H248ZM251 209H252V208H251ZM251 209H250V210H251ZM258 209H259V208H258ZM141 210H144V209H141ZM172 210H173V208H172ZM185 210H186V209H185ZM199 210H200V209H199ZM244 210H246V209H244ZM252 210H254V209H252ZM1 211H3V210H1ZM11 211H13V210H11ZM18 211H20V210H18ZM139 211H140V210H138L137 212H138V213H141V212H139ZM147 211H148V210H147ZM170 211H171V210H170ZM207 211H208V212H211V213H207ZM246 211H249V210H246ZM258 211H259V210H258ZM258 211H257V212H258ZM3 212H4V211H3ZM23 212H25V211H23ZM23 212H22V213H23ZM137 212H136V213H137ZM143 212H144V211H143ZM145 212H146V210H145ZM145 212H144L143 214H145ZM151 212H152V210H151ZM227 212H229V211H227ZM249 212H250V211H249ZM0 213H1V212H0ZM4 213H5V212H4ZM9 213H11V212H9ZM147 213H148V212H147ZM213 213H214V214H213ZM251 213H252V212H251ZM15 214L17 215L16 211H15L14 215L11 213V215H13V216H15ZM126 214H127V213H126ZM171 214H172V213H171ZM242 214H244V213H242ZM249 214H250V213H249ZM0 215H1V214H0ZM7 215H8V214H7ZM138 215L141 216L140 214H138ZM159 215H160V214H159ZM159 215H157V216H159ZM19 216H20V215H19ZM21 216H22V215H21ZM132 216H133V215H132ZM132 216H131V217H132ZM135 216H137V214H135ZM139 216H137V217H139ZM168 216H169V215H168ZM171 216H172V215H171ZM173 216H174V215H173ZM213 216H208L207 218L209 219V217L211 218V217H213ZM245 216H246V215H245ZM6 217H7V216H6ZM8 217H10V214L8 215ZM23 217H24V216H23ZM118 217H119V216H118ZM120 217H122V214H121ZM124 217H126V216H124ZM149 217H150V216H149ZM184 217H185V216H184ZM204 217H206V216H204ZM241 217H242V216H241ZM13 218H14V217H12V220H13ZM21 218H22V217H21ZM134 218H136V217H134ZM156 218H157V217H156ZM158 218H159V217H158ZM158 218H157V220H159ZM180 218H181V217H180ZM216 218L214 219V217H213V218H211V220L209 219V221H211V223H210L209 226L212 227V226L214 225V226H215V230H216V232H213L214 228H210V229H212V231H211V230H207V231H211V232H213V234H211V235H214V233H216L215 236H216L217 234H218V235L220 234V235L223 237V234H222L219 230L221 229L220 226L223 227V225H225V224H224L225 222H222L223 225H218L217 223H215V221L213 222V219H214V220H217ZM249 218H250V217H249ZM251 218H252V217H251ZM251 218H250V219H251ZM6 219H9V218H6ZM10 219H11V218H10ZM18 219H19V218H18ZM22 219H23V218H22ZM122 219H123V218H122ZM122 219H121V220H122ZM148 219H149V218H148ZM161 219H163V218H161ZM164 219L166 220V218H164ZM250 219H249V220H250ZM12 220H10V221L12 222ZM123 220H124V219H123ZM144 220H145V219H143V221H144ZM157 220H154V221L157 222ZM180 220H181V219H180ZM259 220H260V219H259ZM6 221H7V220H6ZM13 221H14V220H13ZM19 221H20V222H18V220L16 221V218H15V221L12 222V223H15V224H13V225H16V222L21 223V222L24 221V219H23L22 221H21V220H19ZM110 221H111V220H110ZM217 221H218V220H217ZM247 221H248V220H247ZM147 222L150 223V222H153V221H150V219H149V221H147ZM166 222H167V221H166ZM220 222H221V221H220ZM257 222H258V221H257ZM257 222H256V223H257ZM259 222H261V221H259ZM113 223H114V222H113ZM149 223H146V224H148V226H147V230H148V229L151 230V228H148V227H149ZM183 223H184V222H183ZM214 223H215L216 225H215ZM231 223H232V222H231ZM262 223H263V222H262ZM173 224H174V223H173ZM179 224H182V223L180 222ZM208 224H209V223H208ZM212 224H213V225H212ZM219 224H220V223H219ZM239 224H240V223H239ZM11 225H12V224H11ZM11 225H10V226H11ZM19 225H20V224H19ZM150 225H151V224H150ZM164 225H165V222H164ZM166 225H167V224H166ZM217 225H218V227L220 228V229H219V228L217 227V228H218V232H217V229H216V226H217ZM237 225H238V223H237ZM252 225H253V224H252ZM170 226L172 227V225H170ZM240 226H241V225H240ZM246 226H247V225H246ZM261 226H263V224H261ZM163 227L166 228L167 226H163ZM168 227H169V226H168ZM248 227H249V226H248ZM250 227H251V226H250ZM256 227H257V226H256ZM258 227H259V226H258ZM263 227H264V226H263ZM10 228H11V227H10ZM225 229H227V228H225ZM232 229H233V228H232ZM236 229H237V228H236ZM241 229H242V228H241ZM250 229H251V228H250ZM250 229H249V230H250ZM150 230H149V231H150ZM152 230H153V229H152ZM160 230H161V229H160ZM162 230H163V229H162ZM167 230H168V229H167ZM167 230H166V231H167ZM222 230H223V229H222ZM239 230H240V228H239ZM242 230H243V229H242ZM228 231H229V230H228ZM159 232H160V231H159ZM161 232H165V231H161ZM229 232H230V231H229ZM242 232H243V231H242ZM263 232H264V231H263ZM64 233H65V232H64ZM66 233H67V232H66ZM139 233H140V232H139ZM165 233H166V232H165ZM170 233H171V232H170ZM224 233H225V232H224ZM240 233H241V231H240ZM154 234H155V233H154ZM154 234H153V235H154ZM162 234H163V233H162ZM261 234H262V232H261ZM139 235H141V234H139ZM139 235H138V237H139ZM155 235H156V234H155ZM155 235H154V236H155ZM166 235H167V234H166ZM174 235H175V233H174ZM225 235L227 236V233H226ZM225 235H224V236H225ZM64 236H65V235H64ZM154 236H153V237H154ZM162 236H163V235H162ZM215 236H211V237L209 238L210 241H212V240L214 241L213 238L216 239V238H218V237H221V236H217V237H215ZM0 237H1V236H0ZM61 237H62V236H61ZM140 237H141V236H140ZM182 237H183V236H182ZM182 237H181V238H182ZM262 237H264V236H262ZM136 238H137V237H136ZM228 238H229V237H228ZM251 238H252V237H251ZM164 239H166V238H163V240H164ZM182 239H184V238H182ZM182 239H180V240H182ZM211 239H212V240H211ZM218 239H222V238H218ZM218 239H217V240H218ZM255 239H257V238H255ZM259 239H260V237H259ZM140 240H141V239H140ZM157 240H158V239H157ZM160 240H161V239H160ZM3 241H4V240H3ZM142 241H143V240H142ZM178 241H179V240H178ZM0 242H1V241H0ZM155 242H158V241H155ZM184 242H185V241H184ZM258 242H259V241H258ZM8 243H9V242H8ZM10 243H11V242H10ZM185 243H188V242H185ZM200 243H201V242H200ZM211 243H214V242H210V245H211ZM2 244H3V243H2ZM143 244H144V243H143ZM153 244H155V243H153ZM153 244H151V245H153ZM157 244H158V243H157ZM90 245H91V244H90ZM186 245L188 246L189 244H186ZM210 245H208V247H209ZM262 245L264 246V243H262ZM262 245H261V247H262ZM221 246H222V245H221ZM224 246L227 247L226 245H224ZM229 246H231V245H229ZM229 246L227 247V249H228L227 251H228L230 254H232L234 251H232V252L229 251V248H231V250H234V249H233V247H229ZM88 247H89V246H88ZM90 247H91V246H90ZM150 247L153 248L154 245H153V246H150ZM206 247H207V246H206ZM5 248H6V247H5ZM92 248H93V247H92ZM151 248H150V249H147V250H148V251H149V250H153V249H151ZM154 248H156V247H154ZM180 248H181V247H180ZM209 248H210V247H209ZM221 248H222V247H220V249H221ZM223 248H224V247H223ZM246 248H247V246H246ZM99 249H100V248H99ZM164 249H165V248H162L161 251L159 250V251H160L159 253H161L162 250H164ZM206 249H207V248H206ZM250 249H251V248H250ZM8 250H9V249H8ZM194 250H195V249H194ZM196 250H198V249H196ZM207 250H208V249H207ZM223 250H224V249H223ZM5 251H6V250H5ZM94 251H95V250H94ZM165 251H166V250H165ZM165 251H164V252H165ZM183 251H184V250H183ZM198 251H199V250H198ZM209 251H210V250H209ZM209 251H206V250H205V253H207V252H209ZM227 251L224 250L223 252H227ZM251 251H252V250H251ZM1 252H2V251H1ZM149 252L152 253V251H149ZM153 252H154V250H153ZM195 252H196V251H195ZM220 252L222 253V251H220ZM6 253H7V252H6ZM8 253H9V252H8ZM74 253H75V252H74ZM95 253H96V252H95ZM157 253H158V252H156L155 254H157ZM203 253H204V252H203ZM205 253H204V254H205ZM229 253H228V254H229ZM261 253H262V252H261ZM263 253H264V252H263ZM2 254L5 255V253H3V252H2ZM97 254H98V253H97ZM110 254H111V253H110ZM112 254H113V253H112ZM155 254H153V256H154ZM201 254H202V252H201ZM204 254H202V256L205 257ZM207 254L209 255V253H207ZM210 254H211V253H210ZM248 254L250 255V253H248ZM7 255H9V254H7ZM10 255H11V254H10ZM107 255H108V254H107ZM113 255H114V254H113ZM208 255H207V256H208ZM211 255H213V254H211ZM211 255H210V256H211ZM232 255H234V254H232ZM249 255H248V256H249ZM105 256H106V255H105ZM146 256H147V255H146ZM161 256H163V255H161ZM169 256H170V254H169ZM229 256H231V255H229ZM71 257H72V256H71ZM74 257H75V256H74ZM106 257L109 258L108 256H106ZM111 257H112V256H111ZM204 257H202V258H204ZM214 257H215V256H212V259H213ZM252 257H256L255 254H254V256H252ZM252 257H251V258H252ZM262 257H263V255H262ZM154 258H157V257H154ZM251 258H249V259H251ZM0 259H1V257H0ZM12 259H13V258H12ZM70 259H71V258H70ZM93 259H94V258H93ZM167 259H168V258H167ZM176 259L180 260L179 258H174L173 261L176 260ZM255 259H258V258H255ZM169 260H171V259H169ZM11 261H12V260H11ZM38 261H39V260H38ZM98 261H99V260H97V262H98ZM166 261H168V260H166ZM193 261H196V259H194ZM197 261H198V260H197ZM200 261H202V259H200ZM200 261H199V262H200ZM254 261H255V260H254ZM254 261H252V262L255 263ZM36 262H37V261H36ZM171 262H172V261H168L169 264H171ZM0 263H2V262H0ZM3 263L7 264L6 262H4V260H3ZM175 263H176V262H175ZM175 263H173V264H175ZM13 264H14V263H13ZM36 264H40V263H36ZM153 264H155V263H153ZM157 264H159V263H157ZM176 264H178V263H176Z\"/></svg>",
	"mask_w": 264,
	"mask_h": 264
}]
</instances>
